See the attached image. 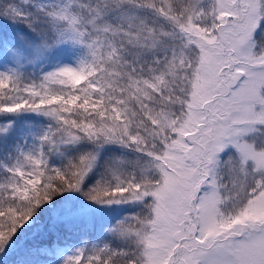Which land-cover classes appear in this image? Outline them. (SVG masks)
Instances as JSON below:
<instances>
[{
	"label": "rangeland",
	"instance_id": "rangeland-1",
	"mask_svg": "<svg viewBox=\"0 0 264 264\" xmlns=\"http://www.w3.org/2000/svg\"><path fill=\"white\" fill-rule=\"evenodd\" d=\"M19 1L32 2L54 19L63 20L62 26L55 27L50 35L57 36L62 48L68 43L74 56L64 55L53 68L49 42L42 38L32 42L35 37L30 36L29 29L24 32L18 28V38L26 41H22L24 49L11 56L4 53L0 84L12 82L8 79L13 76L12 68L26 65L38 71L46 84L75 87V82L93 70L92 58L101 59L100 40L91 34L94 26L86 15L90 11L98 13L100 6L93 7L85 0L78 10L79 4L71 0ZM164 1L173 5L160 10L124 0L118 2L122 6L110 8L108 14L119 11L114 14L115 24L128 33L133 31L136 43L144 46V41L148 42L155 61L164 59L166 49L174 52L179 69H169L167 76L174 78L172 83L182 90L181 98L190 102L188 110L181 114L171 109L170 116L177 118L167 119L162 126L151 118V128L143 138L122 125L116 134L117 141H123L125 146L113 143L108 151L99 148L93 154L84 173L95 164L101 165L96 174L106 168L105 177L114 178L104 192L107 198L89 206L71 204L75 211L65 221L75 230L88 227L87 239L75 236L65 244L55 240L35 243L27 247L24 259L14 249L0 255V264H76L86 254L92 256L99 250L97 247L106 251L103 240L109 237L134 241L136 257L129 264H264V43H257L264 37V0ZM114 47L106 48L111 51L109 55ZM144 74L143 82L158 89L162 74L153 68ZM187 77L191 83L185 82ZM9 83H4L3 89H9ZM3 101L8 110L14 108L15 99ZM75 101L65 100L66 107ZM202 105L211 109L212 119L218 118L210 135L217 138L220 129L224 135L223 140H214L212 147L216 151H203L193 145L191 115L195 114L200 122ZM146 118L144 114L139 123ZM33 123L22 115L3 121L15 126L9 129L11 151L5 149L0 154V195L7 184L25 194L33 193L40 183L38 147L31 137ZM257 139L263 140L247 149L246 144ZM240 145L246 148L243 154L239 152ZM196 162L222 166L194 169ZM226 166L229 170L224 177ZM198 172L209 179L203 182L197 203L191 205L197 209L193 231L185 220ZM240 176L253 185L248 195L258 190L254 197L238 194L240 186L225 185L228 177L238 185ZM232 189L236 195H232ZM71 205L65 203L63 209L70 213ZM133 209L138 214L134 221H118V216L129 218L125 210ZM3 217L0 213V219ZM39 221V216H25L17 227L22 233L36 227ZM19 231L12 229L9 233ZM7 245L9 240L1 231L0 250L5 251Z\"/></svg>",
	"mask_w": 264,
	"mask_h": 264
},
{
	"label": "trees",
	"instance_id": "trees-1",
	"mask_svg": "<svg viewBox=\"0 0 264 264\" xmlns=\"http://www.w3.org/2000/svg\"><path fill=\"white\" fill-rule=\"evenodd\" d=\"M94 1L98 2V0ZM109 1L112 4L100 13L101 17L92 11L86 14L87 19L94 26L91 34L100 40L98 46L103 51L101 59L96 58L93 60L92 58V61L96 67L104 66L103 75H106V77L103 78L98 74L96 78H86L89 88L86 89L85 93L80 94L75 103V109L69 114L56 112L52 93L48 94L46 91L43 92L40 98L22 97V100H19L27 105V108H22L23 112L33 110L43 113L38 116L36 140L41 145L38 154L42 156L45 162V174H43L39 194L36 196L38 202L36 206L31 198L23 201L22 198L18 197H1L0 207L5 212V218L0 222V230H8L11 228V226H8L9 224L16 225L19 217L29 214L39 216L40 220L50 227H58L55 220L60 219L62 212L61 208H56L60 205V202H65L74 191V186L80 179L79 172L83 169L81 167H84L87 163L93 150L109 141L110 143L117 141V137L111 139L109 134L115 131V120L121 104L118 97L124 98L125 91L128 90L131 99L136 103H140L137 87H145L141 77L144 76L149 67L164 73L173 66L179 69L177 63L174 62V52L172 50H168L161 62H154V56L149 49L138 44V42L136 43L133 31L128 33L116 24H112L110 21L114 13L108 16L104 15L109 13L110 8L122 6L118 2L123 0ZM113 1L116 3H113ZM143 1L136 0L135 3H145ZM148 1L155 8H160L162 5L161 0ZM80 9L81 5L78 6V10ZM99 18L101 19L99 20ZM20 21L25 23L31 31H35L36 28L40 27L35 25L39 21L49 32V27L53 26L54 30L55 27L61 26V24L55 25L56 22L53 19L37 10L24 13ZM131 28L134 30L133 26ZM40 30L45 32L42 27H40ZM257 41L259 45L263 46L264 37H262V40L258 38ZM144 43L149 46L148 42L144 41ZM109 45L115 46V50L111 55H109L111 51L106 49ZM18 71L21 73L23 70L19 68ZM30 77L34 79L32 80ZM30 77H25L21 84L26 85L31 82L38 85V81L33 74ZM173 81L174 79L167 78L165 75L160 92L148 88L151 93L148 94V99L143 102V105L150 108L154 115L158 112L160 114L164 111L167 112L171 107L177 108L181 114L188 110L190 102L175 99L176 91H179V89L178 85L170 83ZM53 89L54 87L51 86L47 90L51 91ZM12 95L19 96L18 93L13 92L0 94V108L3 99ZM18 103L20 104V102ZM211 115L210 112H204V116L207 118ZM171 117L175 118L173 115ZM191 118V124L193 125L196 122V115L192 114ZM2 120L3 114L0 113V122ZM70 131L80 138V141L76 144H69L64 138ZM60 142H64L66 146L60 145L58 148L57 145ZM89 181L91 182V180ZM89 181L87 182V188L75 192L90 203L104 196L96 187L91 186ZM27 235L30 238V233ZM106 241L110 245L109 252L100 255V257L97 255V259L91 261L92 264H126L129 259H134L136 252L134 248H131L132 240L127 239L119 245L114 244L113 241L110 242V240Z\"/></svg>",
	"mask_w": 264,
	"mask_h": 264
}]
</instances>
